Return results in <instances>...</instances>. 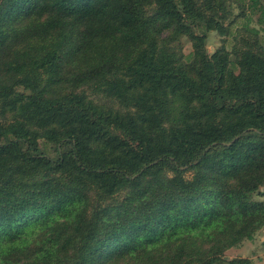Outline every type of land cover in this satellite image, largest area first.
<instances>
[{
    "label": "trees",
    "instance_id": "1",
    "mask_svg": "<svg viewBox=\"0 0 264 264\" xmlns=\"http://www.w3.org/2000/svg\"><path fill=\"white\" fill-rule=\"evenodd\" d=\"M262 187L264 0H0V264H255Z\"/></svg>",
    "mask_w": 264,
    "mask_h": 264
},
{
    "label": "rangeland",
    "instance_id": "2",
    "mask_svg": "<svg viewBox=\"0 0 264 264\" xmlns=\"http://www.w3.org/2000/svg\"><path fill=\"white\" fill-rule=\"evenodd\" d=\"M237 11V10H236ZM220 36L215 32H210L207 40L208 51H213L219 45ZM231 38L227 39L226 47L231 46ZM264 193V187L261 188ZM228 258L235 256L250 257L255 264H264V228L259 230L254 238L249 241H244L240 246L229 248L225 252Z\"/></svg>",
    "mask_w": 264,
    "mask_h": 264
}]
</instances>
